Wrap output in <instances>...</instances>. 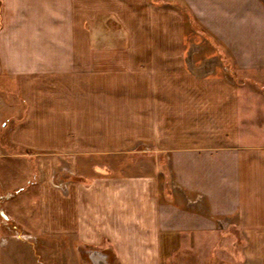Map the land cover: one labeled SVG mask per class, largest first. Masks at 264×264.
<instances>
[{
    "label": "crops",
    "instance_id": "1",
    "mask_svg": "<svg viewBox=\"0 0 264 264\" xmlns=\"http://www.w3.org/2000/svg\"><path fill=\"white\" fill-rule=\"evenodd\" d=\"M180 1L196 29L156 0H0V80L22 107L6 124L0 105V198H19L20 228L113 264H181L222 219L232 264H264V111L219 54L264 71V0ZM142 146L150 167L125 172Z\"/></svg>",
    "mask_w": 264,
    "mask_h": 264
},
{
    "label": "rangeland",
    "instance_id": "2",
    "mask_svg": "<svg viewBox=\"0 0 264 264\" xmlns=\"http://www.w3.org/2000/svg\"><path fill=\"white\" fill-rule=\"evenodd\" d=\"M161 2H167L174 7H178L189 17L190 24L192 25L191 27L196 29L195 22L191 19V15L188 13L186 7L180 0H156L157 4H160ZM112 26L115 28V24ZM112 26L109 27L110 30L113 29ZM117 40L118 39H116V37H110L108 42L111 44L112 41H114L112 44H115ZM194 47L196 48V43L190 46V54L194 50ZM220 62L225 68L224 62L221 58ZM226 72L228 76L232 77L237 82L240 89L247 91L248 94L252 96L251 98L256 101L254 107H257L258 104V107L262 108L264 111V104L259 103V101L264 100V85L256 82L258 77L264 74V71H241L230 67V70H226ZM15 88L16 86L14 83H8L7 85L5 83L3 84L2 81L0 82V105L2 103L3 109L5 110V114L3 113V116L6 117V124L11 123L20 114L22 108L19 104H17L18 100L16 98V93L14 92ZM243 107L245 106L243 105L242 109ZM2 129L4 130V128ZM258 136L260 138H264V135ZM138 150L141 151V153L130 154L135 157L133 162L131 159L125 161V172H132L134 169H138L135 167L138 165L134 164L138 162L136 160L139 155L140 169L142 170L150 167V158L148 156H143L146 155L145 153H148L147 147L142 146V148L140 147ZM16 152H18V149L14 147L9 151L11 154H15ZM12 162V166L17 167L19 164V160L15 158ZM167 178L169 179L168 175ZM53 183L56 185L60 184V186L65 187L64 183L56 181ZM18 201L19 198L14 197L10 199L6 197L2 199L0 198V210H2L6 215H8L9 209L10 211L13 210V217L20 219L22 218L20 213L22 210H20V203H18ZM17 223L18 222H16L14 218H11L9 215L8 220L6 221L0 216V227L2 228V226L5 225V229L3 230L2 228V230H0L3 234L0 236V264H95L91 260V253L93 251L98 252V250L94 249L88 252L84 250L82 246L78 245L74 239L67 236H63L61 238H54L52 235L36 234V236L20 228ZM218 224L220 229H224V231H218L201 236L199 235L195 238L190 237V242L183 245L175 255L174 258L176 262H181V264H216L218 261L212 263L211 261L209 262L211 257H214L215 255V257L217 256L219 259H222V264H232L234 262V257L237 258L241 254L240 245L235 240V237L229 233L230 230L227 229L228 224H226V221L221 219ZM10 241L12 242L11 245L8 244ZM99 255L107 264H113L111 259L109 260L110 256L105 252L100 251Z\"/></svg>",
    "mask_w": 264,
    "mask_h": 264
},
{
    "label": "water",
    "instance_id": "3",
    "mask_svg": "<svg viewBox=\"0 0 264 264\" xmlns=\"http://www.w3.org/2000/svg\"><path fill=\"white\" fill-rule=\"evenodd\" d=\"M0 213H2V211L0 210ZM91 260L93 263L95 264H107L105 261H103L99 255V253L97 251H93L91 253Z\"/></svg>",
    "mask_w": 264,
    "mask_h": 264
},
{
    "label": "trees",
    "instance_id": "4",
    "mask_svg": "<svg viewBox=\"0 0 264 264\" xmlns=\"http://www.w3.org/2000/svg\"><path fill=\"white\" fill-rule=\"evenodd\" d=\"M219 54L221 56L222 61L224 62L225 69L230 70L231 65H230L229 61L223 56V53L221 51Z\"/></svg>",
    "mask_w": 264,
    "mask_h": 264
},
{
    "label": "built area",
    "instance_id": "5",
    "mask_svg": "<svg viewBox=\"0 0 264 264\" xmlns=\"http://www.w3.org/2000/svg\"><path fill=\"white\" fill-rule=\"evenodd\" d=\"M57 186H58V187H60V188H61V189H63V190L65 189V187H63V186H60V184H59V185H57Z\"/></svg>",
    "mask_w": 264,
    "mask_h": 264
}]
</instances>
